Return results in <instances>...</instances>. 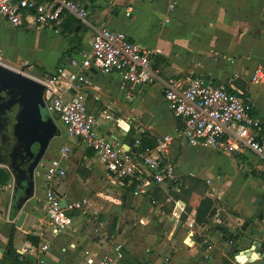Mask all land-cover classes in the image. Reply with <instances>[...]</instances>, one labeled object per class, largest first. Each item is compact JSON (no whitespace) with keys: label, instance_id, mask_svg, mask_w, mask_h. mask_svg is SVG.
<instances>
[{"label":"crops","instance_id":"crops-1","mask_svg":"<svg viewBox=\"0 0 264 264\" xmlns=\"http://www.w3.org/2000/svg\"><path fill=\"white\" fill-rule=\"evenodd\" d=\"M80 1L89 8L90 19L94 24L107 25L123 31L130 39L160 51L155 56L153 64L160 78L151 84H132L125 82L119 73L104 75L93 70L90 82L84 88L87 109L97 118V132L113 139L126 151L137 153L138 146L129 145L130 139L136 137L137 140H141L143 133L155 141L163 135H172L173 141L168 158L175 166V178L188 174L202 177L189 169L184 153L188 144L183 137L185 123L169 108L163 96L164 87L172 79L188 81L194 76H203L215 83L233 85L231 83L233 79L243 77L247 81L244 97L253 104L256 114H264V84H255L251 81L255 68L260 64L264 65V0ZM170 4H174L175 7L171 8ZM128 9L132 14L129 17ZM70 17L72 16L67 15L64 21ZM61 26L51 28L48 35L50 49L55 53V62L52 68L42 67L45 76L53 74L59 64L67 62L77 54L60 60L70 47L69 42L59 33ZM43 30L33 21L15 26L0 16V37L13 32L16 36L24 34L29 39L36 40L37 36L42 37ZM80 32L81 51H89L93 31L82 26ZM3 49L9 55L7 48ZM6 58L11 61L9 57ZM24 65L31 67L33 64L25 62ZM36 65L42 66L38 63L34 64ZM106 109H109L114 117L111 124L107 123L102 114ZM54 119L58 128L60 123L62 124L66 135L63 138L59 129L61 136H57L56 139L63 138V141L56 144L53 149L47 150L46 159L58 156L61 146L69 145L72 151L68 160L62 164L66 174L57 176L50 182V186L67 202L82 200L85 202L81 208L68 210L74 219L72 231L57 236L49 232L40 235L41 223L45 225L47 215L41 200L44 193L41 198L36 194V177L34 196L24 203L22 210L26 212V217L20 227L15 225L19 213H12L10 193L14 185L7 189L6 186H10L8 181L7 185L1 186L6 198L0 194V201L8 199V206L0 207V260L9 252L8 243L12 234L13 246L23 255L21 258H25L26 264H31L36 258L30 250H25L33 244L27 240L28 234L38 236L39 245L44 242L50 244V250L44 255L41 254L46 264H86L87 259H93V264H106L104 258L107 255L113 257L118 245H122L123 257L116 264H233L234 251L250 248L255 240L262 242L260 249L264 254V241L255 234L251 235L254 223H250L246 230V235L251 238L241 248L235 245L236 239L221 224L223 231L217 230L221 231L219 245L214 246L212 234L216 231L211 230V226L218 221L220 210L223 209L219 207L216 215L204 226L196 227V230L199 228L201 234L210 239L209 245H202L197 239L198 235L192 237L189 233L190 225L195 222L196 211L186 210L183 213L185 217L182 216L181 221L176 220V223L173 218L175 204L183 200H174L170 195L164 202L159 201L157 197L160 193L155 189L159 187L168 193L169 180L163 183L152 182L144 166L140 168V181L145 182L148 188L146 202L142 205L143 198L135 196V202L131 205V211L138 216L141 226L133 228L132 232L122 229V223L125 222L122 217L125 214V207L117 203L116 193L124 185H117L93 149L86 147L82 140L73 139L68 135L65 125L57 115ZM197 148L196 152L203 160L213 162L216 166L218 158L225 155L211 147ZM231 154L234 158L238 157L234 153ZM254 166L255 169H247L248 165H245L239 170L240 178L242 175L249 178L251 174L264 172V169L256 168V164ZM37 176L43 177L45 183L44 176L39 174ZM133 180L140 182L137 178ZM210 185H213V181ZM207 191L212 193L208 189ZM131 195L133 196L132 193ZM215 196L219 200L223 199L222 195ZM232 198L233 195L229 201L239 206L238 211L236 214L227 212L223 221L229 218L232 221L230 224L238 227L234 235L239 233L245 224L244 221L250 217H253L252 222L255 224L259 226L261 224L262 232L264 206L251 205L263 199L259 197L254 201L253 191L249 197L252 208L250 209L240 204V198L233 200ZM114 199L116 202L112 201ZM151 200L155 203L151 204ZM95 214L97 216L93 217ZM114 218L117 219L115 228L112 225ZM148 229L151 231H147ZM229 237H233L234 245H229ZM62 247H65L66 251H62ZM263 261L264 257L254 263Z\"/></svg>","mask_w":264,"mask_h":264},{"label":"built area","instance_id":"built-area-1","mask_svg":"<svg viewBox=\"0 0 264 264\" xmlns=\"http://www.w3.org/2000/svg\"><path fill=\"white\" fill-rule=\"evenodd\" d=\"M170 7L174 8L175 5L170 4ZM67 15L93 31L89 51L82 50L74 54L67 62L59 64L53 74L38 77L26 69L22 70L20 66H12L4 56V49L0 47V66L32 77L45 86L46 113L53 118L57 115L69 136L82 140L86 147L93 149L115 182L130 187L133 178L141 180L142 166L152 182L175 180V166L168 158L172 135H163L157 139L155 146H142L137 153L135 151L130 155L119 143L97 132V118L87 109L84 91L93 70L104 75L119 73L125 82L132 84L155 82L160 77L153 64L160 51L130 39L123 31L94 24L90 19L89 8L80 0H0V16L15 26L33 21L41 28H59ZM131 15V10L128 9L127 16ZM251 81L264 84L263 64L255 68ZM163 96L174 114L184 121L183 137L189 145L211 147L222 153H234L238 156L252 152L262 161L256 168L264 169V114H256L253 104L235 86L215 83L203 76H194L188 81L172 79L164 87ZM102 114L106 120L114 118L109 109L103 110ZM135 144L140 147L141 141L136 139ZM71 151L69 145L61 146L58 156L45 158L36 170L37 175L45 178L44 196L41 200L47 221L46 226L41 223L40 235L49 232L57 236L72 231L74 219L68 210L81 208L85 202H68V207L63 208V197L50 186L53 179L66 174L62 164L68 160ZM207 184H211L210 179H207ZM6 187L10 189L11 185ZM131 193L145 199L148 195L146 183L138 182ZM151 201L155 203L154 200ZM185 211V202L177 201L173 215L175 221L180 222ZM231 222L226 218L222 224L234 234L238 227L230 224ZM198 229L194 228L193 222L189 233L192 237L198 235L197 239L202 245H209L210 239ZM228 243L234 245L233 237L228 238ZM50 248V244L44 242L40 245L32 244L25 250L36 255L32 264H46L41 254L44 255ZM61 250L66 251V248L62 247ZM248 251L249 248L235 250L232 255L233 264H251L261 259L259 252L255 259ZM242 256H246L245 261L240 259ZM122 257V245H118L114 256L107 255L104 262L116 264ZM86 264H93V259H87Z\"/></svg>","mask_w":264,"mask_h":264},{"label":"rangeland","instance_id":"rangeland-1","mask_svg":"<svg viewBox=\"0 0 264 264\" xmlns=\"http://www.w3.org/2000/svg\"><path fill=\"white\" fill-rule=\"evenodd\" d=\"M42 37L37 36L36 40L29 39L26 35L20 34L16 36L13 32H9L0 37V47L7 48L9 55L5 53V58L9 57L11 61H8L12 64V66L19 67L25 64V62H30L33 65L31 67L26 68V71L36 75L38 77H44L45 71L42 68L45 66L46 68H52L55 62V53L52 49H50L49 45V34L52 30L51 27L43 28ZM24 31V30H23ZM48 31V32H46ZM44 36V37H43ZM31 59V61H29ZM7 61V60H6ZM35 63L41 64L42 66L36 65ZM44 112H47L46 110ZM114 119V118H113ZM113 119L107 120L108 124L113 122ZM60 123V122H59ZM62 137L66 135L65 129L60 123L59 127ZM58 136H61L60 134ZM57 136L51 141L49 145V150L53 149L56 144H59L63 141V138L56 139ZM73 139H77L73 137ZM196 146H191L186 144L185 147V156L186 160L189 163V169L195 171L196 173L200 174L202 180H204L207 184V179L213 181V185L207 184V189L210 192L214 193L215 195H222L223 199H220L218 207L223 208L220 210V215L218 216V221L213 223L211 226V230H215L216 232L212 234V242L214 246L218 247L219 239L222 230L220 225L223 222V217L230 212V214H236L238 211L239 206L237 204H231L229 201L230 196H234L235 199L240 198V204L243 207H247L252 209L251 207L255 206H264V172L259 173L260 175H252L247 179L244 175L240 178L238 171L243 169L245 165H248L247 169L252 168L255 169L254 165H258L262 161L252 152H247L245 155L238 156L236 158L233 157L231 153H225V155L220 156L218 158V166H216L213 162H208L207 160H203V157L196 152ZM195 149V150H194ZM198 149V148H197ZM229 154V155H228ZM2 168L6 169L9 173V169L6 166H1ZM251 169V170H252ZM251 170H248L251 172ZM257 171V170H255ZM37 179V186H36V194L38 197H42L44 193V179L43 177L36 176ZM135 181V180H134ZM137 182V180L135 181ZM205 184V185H206ZM249 184V185H248ZM117 185H120L119 183ZM216 185V187L214 186ZM224 187V188H223ZM122 188V189H121ZM119 192L116 193L118 201L117 203L121 204V206L125 207V214L122 216L125 219V222L122 223V229H127V231L132 232L133 228L141 226L138 216L132 212L131 205L135 202L136 197L131 195V189L127 185L124 187L121 186ZM0 194L6 198V193L1 191ZM254 191V201H256L259 197L263 200L251 205L249 202V197L251 196L252 192ZM13 196V191L10 193ZM230 195V196H229ZM24 197V195H23ZM232 198V200L234 199ZM195 199H193L194 201ZM112 201H115L112 200ZM125 201V202H124ZM238 201V200H237ZM116 202V201H115ZM146 202V200L142 199L141 204ZM153 202L151 201V204ZM8 206V199L0 201V207H7ZM153 206V205H152ZM141 208V207H140ZM91 215V214H90ZM115 215V214H113ZM97 216L96 214L93 217ZM253 217L248 218L251 224L254 223V227L251 230V235L255 234L256 237L264 241V234L261 232L260 226L252 222ZM97 221V220H96ZM244 221V223H245ZM138 222V223H137ZM135 223H137L135 225ZM244 225V224H243ZM222 226V225H221ZM223 227V226H222ZM233 231L232 229H230ZM147 231H151L148 229ZM223 231V230H222ZM251 237L249 235L241 236L236 239V246L241 248L245 242H247ZM225 245L227 246V242L224 240ZM29 262V261H28ZM32 264V261H31Z\"/></svg>","mask_w":264,"mask_h":264},{"label":"water","instance_id":"water-1","mask_svg":"<svg viewBox=\"0 0 264 264\" xmlns=\"http://www.w3.org/2000/svg\"><path fill=\"white\" fill-rule=\"evenodd\" d=\"M29 65H23L22 70L26 69ZM0 77L6 79L9 83V87L18 90L22 95L21 105L22 110L19 116V123L17 126L16 137L19 144L26 150H29L35 142L38 143V151L33 156L31 162L27 167L28 178H26L27 189L25 190L24 197L17 200L15 196H12V212L16 211L19 213L18 219L15 223L16 226H22L24 218L26 217V212L23 209L24 203L27 199L34 196L35 192V177L37 176L36 170L41 161L46 158V153L52 139L60 134L59 128L55 122V119L49 115L44 114L45 103L43 99V94L45 91V86L32 77L21 74L20 72L14 71L9 68L0 66ZM231 83L238 88L242 93L246 91L247 81L243 77H236L231 81ZM136 143V137L130 139V144ZM130 155H133L131 151L127 150ZM5 166V165H3ZM7 167V166H6ZM10 171V170H9ZM11 177L9 179V184L11 186L16 185L17 177L14 173L10 172ZM259 202L258 200L256 203ZM61 205L63 208L68 207V202L66 199H62ZM249 221H246L242 226L236 236H244L248 226ZM264 234V229H262ZM262 242L255 240L249 248V250L254 252H259L261 254V259L263 258V251L260 249ZM249 254V253H248ZM254 259H252L253 261Z\"/></svg>","mask_w":264,"mask_h":264},{"label":"trees","instance_id":"trees-1","mask_svg":"<svg viewBox=\"0 0 264 264\" xmlns=\"http://www.w3.org/2000/svg\"><path fill=\"white\" fill-rule=\"evenodd\" d=\"M81 28L82 25L74 17L67 18L64 21L63 25L59 29V33L69 42L70 47L66 51V53L62 55L60 60H62L63 57L72 56V54L81 51ZM242 95L245 96L246 93H243ZM140 141L141 146L138 147V150H140L142 146L153 147L156 144V141L154 139L149 138V136L144 133L142 134ZM256 175H259V173H256ZM10 177V173L6 169L0 167V185H7ZM136 183L137 182L134 181L129 189L133 190ZM205 184L206 182L201 178L192 174H188L176 178L175 180H169V182L167 183L169 189L168 193H165L163 190L159 189V187H157L155 190L159 191L160 193L157 197L159 201L164 202L170 195H172L174 200L181 199L186 202L187 211L191 212L192 210H195L196 215L194 228H196L198 226H204L212 217L216 215L217 207L220 201L215 195H212L207 191V184ZM193 199L195 200L193 201ZM12 213L16 214V211H13ZM184 217L185 216H183V218ZM116 220L117 219L114 218V221L112 223L114 228L116 226ZM232 236L235 239L240 237H237L234 234H232ZM26 238L34 245H39L40 243V238L38 236L28 234ZM8 248L9 252L5 253L4 257L0 260V264H26L27 261L25 260V258H21V256L23 255L19 254L13 246V234L9 238ZM254 264H264V261Z\"/></svg>","mask_w":264,"mask_h":264},{"label":"flooded vegetation","instance_id":"flooded-vegetation-1","mask_svg":"<svg viewBox=\"0 0 264 264\" xmlns=\"http://www.w3.org/2000/svg\"><path fill=\"white\" fill-rule=\"evenodd\" d=\"M8 83L6 79L0 77V167L5 165L16 175L17 183L13 188V196L20 201L27 189V167L38 151V143L35 142L26 150L17 141L16 131L22 110L20 99L22 95L18 90L9 87Z\"/></svg>","mask_w":264,"mask_h":264},{"label":"bare ground","instance_id":"bare-ground-1","mask_svg":"<svg viewBox=\"0 0 264 264\" xmlns=\"http://www.w3.org/2000/svg\"><path fill=\"white\" fill-rule=\"evenodd\" d=\"M247 253H249V254H253L252 252H251V250L250 251H248ZM254 255V254H253ZM257 256H259L258 255V253H256L255 255H254V257L253 258H255V257H257ZM242 261H245V259H246V256H242L241 258H240ZM256 259V258H255Z\"/></svg>","mask_w":264,"mask_h":264}]
</instances>
